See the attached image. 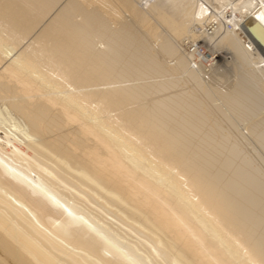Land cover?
Masks as SVG:
<instances>
[{"label": "bare ground", "instance_id": "bare-ground-1", "mask_svg": "<svg viewBox=\"0 0 264 264\" xmlns=\"http://www.w3.org/2000/svg\"><path fill=\"white\" fill-rule=\"evenodd\" d=\"M123 1L0 0V264H264V172L184 87L264 152V0Z\"/></svg>", "mask_w": 264, "mask_h": 264}, {"label": "rangeland", "instance_id": "rangeland-1", "mask_svg": "<svg viewBox=\"0 0 264 264\" xmlns=\"http://www.w3.org/2000/svg\"><path fill=\"white\" fill-rule=\"evenodd\" d=\"M113 1H116L118 3H120V1H122L123 3L120 4V6L124 7L123 9H126V7L128 8L127 11L124 14L125 15H132L129 12L130 11L129 9H131V8L129 6H126L123 0H113ZM129 1L131 2V4L134 7H137L138 10H143V11H145V13L150 11L147 8V5L145 4V2L143 0H129ZM175 1H177V0H175ZM175 1L173 0V2L171 3V6L173 7L172 13H173L174 16H180L181 15L180 11H181L182 8H184V9L191 8V11H194V12L196 11L197 12L196 8H198V4H197L198 1H201V2L203 1V3H205L207 5H210V6L217 5V3L214 2L216 0H214V1H212V0L211 1H208V0H180L179 1L178 0V5L176 4ZM228 1L229 0H224V3L226 4V2H228ZM179 4H181V6H179ZM218 4H219V6L221 5L219 2H218ZM102 6L104 7V5H102ZM104 8L105 9H110L108 6H105ZM211 11H212V9H211ZM191 21H192V17L190 19V23H191ZM191 25H190V27H191ZM193 26L194 25H192V27ZM188 35H190V33H187L185 36H188ZM248 35H253V34L251 33V31H248L246 36H248ZM184 37H183V39H184ZM159 54L162 55L169 63L174 62V61L171 60L170 57L165 55L162 51H160ZM217 67L224 68V66H222L221 64H218L216 66V68ZM184 74L185 73L182 72L180 74L176 73L174 75L175 76H181V75H184ZM232 74L233 73H232L231 69H228V67L223 69V70H221L220 74L215 76V79L213 80L212 85H216V83H217L219 85H222L219 88L226 89L227 84H229L227 82H231L232 81V78H233ZM221 75L222 76H226V79H224ZM227 76H228V78H227ZM229 76H230V78H229ZM201 78H202L201 80L204 81V77H201ZM184 81H186V83H187V84L186 83L184 84V87H188V89L195 90L198 93V95L201 98L205 108H208V111H206V112H211V113L215 114L220 119V122L223 123V125H224V128H223L224 131H228V130L232 131L233 138L239 141L240 146L243 147L247 151L249 156L253 157L254 165H257V166L261 167V169L264 172V152L261 150V148L259 147V145L256 142V140L248 133L247 128H245V127L241 128V126H245L244 125L245 121H240L239 120L238 124L236 126L233 125L232 122H231L232 120H230L229 118L226 117V115H225L226 110H225L224 106L221 105V101L218 100L216 97L210 98L208 95H206L204 87H203L204 84H201L200 82L196 81L194 79V76H189V75L184 77ZM214 88H218V87H214ZM237 129H239V130H237ZM240 129H242V130H240ZM120 187L122 188V190H124V192L128 191V188L125 187V184L121 183Z\"/></svg>", "mask_w": 264, "mask_h": 264}, {"label": "built area", "instance_id": "built-area-1", "mask_svg": "<svg viewBox=\"0 0 264 264\" xmlns=\"http://www.w3.org/2000/svg\"><path fill=\"white\" fill-rule=\"evenodd\" d=\"M228 27H229V28L232 27V23H231V22L228 23ZM213 30H214L213 26H209V27L207 28V31H208L209 33H212ZM199 50H200V52H204L202 48H200Z\"/></svg>", "mask_w": 264, "mask_h": 264}]
</instances>
